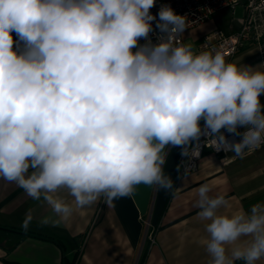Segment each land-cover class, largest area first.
<instances>
[{"label":"clouds","instance_id":"9594fccd","mask_svg":"<svg viewBox=\"0 0 264 264\" xmlns=\"http://www.w3.org/2000/svg\"><path fill=\"white\" fill-rule=\"evenodd\" d=\"M155 4L0 0V179L63 220L73 205L111 204L140 184L176 188L163 172L170 147L190 161L201 136L235 156L264 144V71L226 62L220 50L194 53L177 41L186 16L168 5L154 16ZM222 129L242 139L229 142ZM191 171L184 164L180 178ZM196 191L209 264L264 258V204L221 214L225 195H210L207 183ZM32 219L27 213L25 231Z\"/></svg>","mask_w":264,"mask_h":264},{"label":"crops","instance_id":"0c3cea01","mask_svg":"<svg viewBox=\"0 0 264 264\" xmlns=\"http://www.w3.org/2000/svg\"><path fill=\"white\" fill-rule=\"evenodd\" d=\"M223 25L227 27L226 22ZM214 28L213 23H205L185 30L184 44L194 53L202 52L203 36ZM247 49L251 50L226 62L250 55L261 71L255 50ZM166 151L163 172L176 188L140 184L132 196L117 198L111 204L101 197L90 206L73 205L67 220L43 200H33L15 183L0 179V264H63L64 260H74V264H139L142 256L141 264H209L208 222L198 216L196 190L207 183L210 195H225L228 205L219 209L221 214L247 212L254 204H264V146L240 157L205 151L197 169L183 178L177 171L181 149L170 147ZM57 195L73 203L66 189L58 190ZM29 212L33 219L25 231L21 225ZM45 218L48 223L42 224ZM145 223L154 230L153 245L144 244ZM248 239L241 237L236 244L243 246ZM256 264H264V258Z\"/></svg>","mask_w":264,"mask_h":264},{"label":"built area","instance_id":"2783aa9c","mask_svg":"<svg viewBox=\"0 0 264 264\" xmlns=\"http://www.w3.org/2000/svg\"><path fill=\"white\" fill-rule=\"evenodd\" d=\"M162 5L170 6L176 14L186 16L188 28L190 31L205 23H213L215 28L203 36L200 49L203 51L220 50L226 58V61L232 60L238 52L246 48H253L260 65V70L264 71V0H156L155 6L150 12L157 15ZM241 8V17L235 18V11ZM158 20V16H157ZM227 27L223 28V23ZM153 32L150 33V39L156 42L159 35L155 28L156 21L152 22ZM15 38V33H13ZM179 43L184 44L182 33L177 37ZM141 43H144L141 40ZM264 97V96H262ZM203 121L201 126L203 127ZM229 142H239L242 137L221 130ZM243 132L244 129L238 128ZM208 137L201 136V151L199 158L189 161L187 157L178 155V164L181 168L179 175L182 176L183 165L187 164L195 171L205 151H210L213 155L226 156L232 152L220 150L216 151L210 145H206ZM264 146L262 144L259 148ZM256 148V149H259ZM256 149L247 151L252 152ZM245 153V154H246ZM240 157V156H239ZM147 230L152 229L149 223H145ZM153 230V229H152ZM150 245L154 244V232L148 234Z\"/></svg>","mask_w":264,"mask_h":264},{"label":"rangeland","instance_id":"374dc122","mask_svg":"<svg viewBox=\"0 0 264 264\" xmlns=\"http://www.w3.org/2000/svg\"><path fill=\"white\" fill-rule=\"evenodd\" d=\"M239 17H241V8H237L236 11H235V18H239ZM222 27L224 28V25H222ZM248 50H251V49H247V50H244V51L241 50L242 52H238L236 57L240 56L241 54L245 53V51H248ZM230 63H234L240 68H243L244 66H250V67L255 68V70H257V64L255 62V59H254V57H252L250 55L241 56L239 58V60H236V61L230 62ZM261 103L264 104V97H261ZM151 232L153 233L154 230H152L151 228L149 230L146 229V233H145V236H144V244L148 243L150 245V242H149V239H148V236H149L148 234L151 233ZM144 244H143V247L145 246Z\"/></svg>","mask_w":264,"mask_h":264},{"label":"trees","instance_id":"16d2710c","mask_svg":"<svg viewBox=\"0 0 264 264\" xmlns=\"http://www.w3.org/2000/svg\"><path fill=\"white\" fill-rule=\"evenodd\" d=\"M142 260H143V256H142V258L140 259L139 264L142 263ZM63 264H74V260H73V261H67V260H64V261H63Z\"/></svg>","mask_w":264,"mask_h":264}]
</instances>
